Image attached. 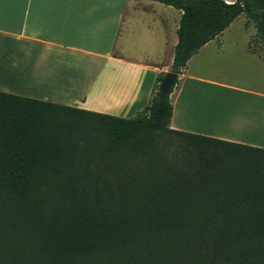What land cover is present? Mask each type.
I'll return each mask as SVG.
<instances>
[{
  "label": "trees",
  "instance_id": "trees-1",
  "mask_svg": "<svg viewBox=\"0 0 264 264\" xmlns=\"http://www.w3.org/2000/svg\"><path fill=\"white\" fill-rule=\"evenodd\" d=\"M181 12L170 72L264 0H150ZM0 92V264H264V150Z\"/></svg>",
  "mask_w": 264,
  "mask_h": 264
},
{
  "label": "crops",
  "instance_id": "crops-1",
  "mask_svg": "<svg viewBox=\"0 0 264 264\" xmlns=\"http://www.w3.org/2000/svg\"><path fill=\"white\" fill-rule=\"evenodd\" d=\"M180 15L150 0H0V92L132 119L170 72ZM241 15L176 75L168 129L264 150V40Z\"/></svg>",
  "mask_w": 264,
  "mask_h": 264
},
{
  "label": "water",
  "instance_id": "water-1",
  "mask_svg": "<svg viewBox=\"0 0 264 264\" xmlns=\"http://www.w3.org/2000/svg\"><path fill=\"white\" fill-rule=\"evenodd\" d=\"M243 1L244 0H236L235 4H241ZM175 80H176V74L172 72L164 73L159 81L158 93L162 97H165L168 94L170 88L173 86Z\"/></svg>",
  "mask_w": 264,
  "mask_h": 264
},
{
  "label": "rangeland",
  "instance_id": "rangeland-1",
  "mask_svg": "<svg viewBox=\"0 0 264 264\" xmlns=\"http://www.w3.org/2000/svg\"><path fill=\"white\" fill-rule=\"evenodd\" d=\"M231 1V0H230ZM241 18H245V17H243V15H241ZM240 22V20L239 21H237V23H236V25L235 26H239V23ZM251 26V25H250ZM236 29L235 30H237V27H235ZM250 28V27H249ZM234 29H232L229 33H225L223 36H224V38H226V36L227 35H231V36H234L235 35V33L236 32H232ZM184 80L182 79V82H183ZM176 84H178V81L176 82ZM156 91V88H155V90H154V92Z\"/></svg>",
  "mask_w": 264,
  "mask_h": 264
},
{
  "label": "built area",
  "instance_id": "built-area-1",
  "mask_svg": "<svg viewBox=\"0 0 264 264\" xmlns=\"http://www.w3.org/2000/svg\"><path fill=\"white\" fill-rule=\"evenodd\" d=\"M225 3L228 4L229 2H226V1H225Z\"/></svg>",
  "mask_w": 264,
  "mask_h": 264
}]
</instances>
